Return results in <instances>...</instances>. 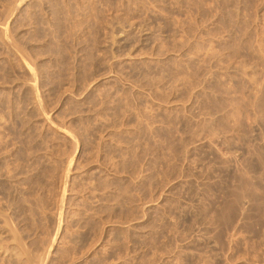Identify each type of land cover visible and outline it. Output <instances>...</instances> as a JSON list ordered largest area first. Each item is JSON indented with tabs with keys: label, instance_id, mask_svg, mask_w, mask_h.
Returning <instances> with one entry per match:
<instances>
[{
	"label": "rangeland",
	"instance_id": "1",
	"mask_svg": "<svg viewBox=\"0 0 264 264\" xmlns=\"http://www.w3.org/2000/svg\"><path fill=\"white\" fill-rule=\"evenodd\" d=\"M0 207V264H264V0H0Z\"/></svg>",
	"mask_w": 264,
	"mask_h": 264
},
{
	"label": "bare ground",
	"instance_id": "2",
	"mask_svg": "<svg viewBox=\"0 0 264 264\" xmlns=\"http://www.w3.org/2000/svg\"><path fill=\"white\" fill-rule=\"evenodd\" d=\"M12 10V9H11ZM7 19V18H6ZM3 21H5V20H3ZM4 25V24H3ZM6 27H7V25H6ZM6 33V32H5ZM18 54V53H17ZM22 55V54H21ZM26 58V57H25ZM27 63V62H26ZM25 63V64H26ZM29 66V65H28ZM29 69H30V71L32 70L31 69V67L29 66ZM33 71V70H32ZM31 71V72H32ZM36 78V77H35ZM32 82V81H31ZM35 82V81H34ZM37 95V94H36ZM38 100V99H37ZM40 100V99H39ZM41 106V105H40ZM68 131V130H67ZM23 133V132H22ZM22 138V137H21ZM67 170V169H66ZM117 172V171H116ZM68 179V178H67ZM61 183V182H60ZM17 184V183H16ZM84 184V183H83ZM66 187V186H65ZM24 188V187H23ZM26 188V187H25ZM64 190H65V188H64ZM66 193V192H65ZM50 194V193H49ZM65 195V194H64ZM64 198V197H63ZM63 201V200H62ZM61 202V201H60ZM56 204V203H55ZM62 204V203H61ZM38 207V206H37ZM1 208V207H0ZM62 208V207H61ZM59 210V209H58ZM60 213H62V212H60ZM63 214V213H62ZM61 216V215H60ZM6 218V217H5ZM69 220V219H68ZM99 220V219H98ZM7 221V220H6ZM12 221V220H11ZM10 222V221H9ZM13 222V221H12ZM60 222H61V220H60ZM49 223V222H48ZM8 224V223H7ZM60 225H61V223H60ZM60 225H59V228H60ZM5 226V225H4ZM13 226V225H12ZM69 226V225H68ZM9 227V226H8ZM14 228V227H13ZM73 228V227H72ZM16 230H17V228H15ZM15 230V231H16ZM13 231V230H12ZM11 231V232H12ZM69 231V230H68ZM13 233V232H12ZM19 233V232H18ZM66 235V234H65ZM16 236V235H15ZM18 237V236H17ZM63 237V236H62ZM22 239V238H21ZM12 240V239H11ZM23 240V239H22ZM14 241V240H13ZM2 243V242H1ZM22 244V243H21ZM49 245V244H48ZM2 246V245H1ZM46 247V246H45ZM22 249V248H21ZM8 250V249H7ZM21 251H23V249L21 250ZM29 251V250H28ZM31 252V251H30ZM19 253V252H18ZM22 254V253H21ZM25 254V253H24ZM59 254V253H58ZM34 255H36V254H34ZM19 256V255H18ZM14 257V256H13ZM12 257V258H13ZM25 257V256H24ZM38 257V256H37ZM44 258V257H43ZM83 259V258H82ZM32 264V263H31Z\"/></svg>",
	"mask_w": 264,
	"mask_h": 264
}]
</instances>
